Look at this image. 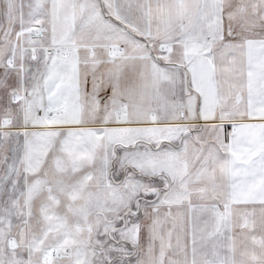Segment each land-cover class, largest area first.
<instances>
[{"label": "snow or ice", "instance_id": "6c2138e0", "mask_svg": "<svg viewBox=\"0 0 264 264\" xmlns=\"http://www.w3.org/2000/svg\"><path fill=\"white\" fill-rule=\"evenodd\" d=\"M0 264H264V0H0Z\"/></svg>", "mask_w": 264, "mask_h": 264}]
</instances>
